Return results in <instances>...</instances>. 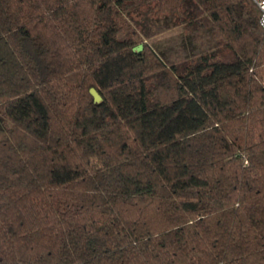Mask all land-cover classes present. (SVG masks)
Masks as SVG:
<instances>
[{
	"label": "trees",
	"instance_id": "obj_1",
	"mask_svg": "<svg viewBox=\"0 0 264 264\" xmlns=\"http://www.w3.org/2000/svg\"><path fill=\"white\" fill-rule=\"evenodd\" d=\"M259 17L0 0V264H264Z\"/></svg>",
	"mask_w": 264,
	"mask_h": 264
},
{
	"label": "built area",
	"instance_id": "obj_2",
	"mask_svg": "<svg viewBox=\"0 0 264 264\" xmlns=\"http://www.w3.org/2000/svg\"><path fill=\"white\" fill-rule=\"evenodd\" d=\"M252 2L258 7L260 17L259 24L262 28H264V0H252Z\"/></svg>",
	"mask_w": 264,
	"mask_h": 264
},
{
	"label": "water",
	"instance_id": "obj_3",
	"mask_svg": "<svg viewBox=\"0 0 264 264\" xmlns=\"http://www.w3.org/2000/svg\"><path fill=\"white\" fill-rule=\"evenodd\" d=\"M141 49H142V45L141 44L133 47V51H140ZM89 92H90V95L92 96L93 101L95 103H100L101 102L102 98H101L100 94L93 87L90 88Z\"/></svg>",
	"mask_w": 264,
	"mask_h": 264
},
{
	"label": "rangeland",
	"instance_id": "obj_4",
	"mask_svg": "<svg viewBox=\"0 0 264 264\" xmlns=\"http://www.w3.org/2000/svg\"><path fill=\"white\" fill-rule=\"evenodd\" d=\"M150 26V25H149ZM151 29L153 30V27L151 26ZM174 34H175V29H171V30H169V31H167V32H165L162 36H164V37H166V36H174ZM146 41V40H145ZM146 43V42H145ZM139 44H141L142 45V48H144V43H138V45ZM136 46H137V44H136Z\"/></svg>",
	"mask_w": 264,
	"mask_h": 264
}]
</instances>
